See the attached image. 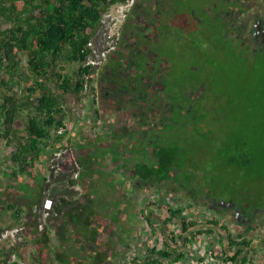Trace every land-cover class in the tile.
Here are the masks:
<instances>
[{
    "label": "flooded vegetation",
    "instance_id": "af4514ba",
    "mask_svg": "<svg viewBox=\"0 0 264 264\" xmlns=\"http://www.w3.org/2000/svg\"><path fill=\"white\" fill-rule=\"evenodd\" d=\"M112 5L91 81L80 92L56 91L63 126L53 135L67 149L66 172L51 168L58 149L43 152L38 177L23 173L17 192H67L59 199H69L66 212L94 207L98 234L87 237L82 217L75 244L104 252L107 264H131L139 245L148 260L172 264H264V172L218 157L229 133L262 121L264 0ZM222 122L216 160L202 163L199 137L211 139ZM57 256L50 264H65Z\"/></svg>",
    "mask_w": 264,
    "mask_h": 264
},
{
    "label": "trees",
    "instance_id": "16d2710c",
    "mask_svg": "<svg viewBox=\"0 0 264 264\" xmlns=\"http://www.w3.org/2000/svg\"><path fill=\"white\" fill-rule=\"evenodd\" d=\"M118 1L123 0H0V144L3 141L11 147L5 157L0 147V175L17 178L26 173L33 176L31 168L40 155L60 147L61 139L53 135V131L63 126L62 107L54 92L55 82L64 91L80 92L91 81L95 70L91 65H83L90 53L88 42L97 36L104 13ZM69 64L76 67L69 71ZM259 92L264 93V89ZM262 116L254 130L242 135L229 133L218 150V157L228 164L246 167L249 173L259 171L258 168L264 172V112ZM19 121L23 126H17ZM32 199L26 214L22 213L21 205L13 207L14 219L16 223L22 220L31 236L45 240L49 224L65 215L70 201L62 197L57 209L45 216L44 192L32 195ZM88 208L83 214L76 210L70 213V216L79 215L81 223L78 218L73 220L75 226L66 222L67 235L61 237L68 243L63 244L66 249H60L55 256L54 250H47L54 260L60 255L65 264H107L104 252H85L75 244L74 231L80 228L85 232L82 217L87 218L86 224L90 226L87 236L90 240L98 234L96 226L102 225L96 209ZM43 215L46 224L42 230L39 226ZM96 218L100 224H96ZM4 230L0 224V234ZM12 253L10 248L0 246V264H21V254L17 251L12 260ZM158 254L169 256L171 262L178 258L172 259L169 251L161 249ZM71 257L74 261L68 262ZM34 262L45 264L41 258H35ZM131 264H164V261L158 257L148 260L137 254Z\"/></svg>",
    "mask_w": 264,
    "mask_h": 264
},
{
    "label": "rangeland",
    "instance_id": "374dc122",
    "mask_svg": "<svg viewBox=\"0 0 264 264\" xmlns=\"http://www.w3.org/2000/svg\"><path fill=\"white\" fill-rule=\"evenodd\" d=\"M19 4H21V3H19ZM109 10L112 12V15H115L117 13L116 6H114V5H111ZM108 20L109 19L104 20L105 25H104L103 29L100 31L99 34H97L95 39H93V42L97 46L103 44L105 32L107 31V28H110L111 22H109ZM75 67H76L75 64H69L67 66V70L72 71V69ZM52 84H54V83L52 82ZM55 84L56 85H54V88H55L54 92H56L59 89V86L57 85L56 82H55ZM89 104L90 103L88 102L87 105L89 106ZM17 126L21 127V126H23V123L19 121ZM213 134H214V137H212L211 139L206 138V137H199V145L203 149L202 152H205V154L203 153L204 156H202V163L204 161L207 162L208 160H210L212 162H214L216 160L215 159L216 146L214 144V141L217 139L225 138V133L223 130V122H222V129H220L219 125H217L216 131L213 132ZM59 145H61V142L59 143ZM0 147H1L2 153L5 157L10 152L11 147L3 141L1 142ZM66 170L65 171L60 170L59 172L60 173L66 172ZM69 174H71V173L69 172ZM0 177L2 178V180L0 181L2 191H3V189H5V187H7L8 189L11 188L13 190L12 192H17V187H18L19 182H20V180L17 181L18 178H16V177L15 178H13V177L6 178V176H4L3 174H1ZM256 182L258 183V181H256ZM256 182L254 181L252 183L254 185V187H258V184ZM215 193L218 196L220 195L219 192H215ZM222 193H226L225 196H228L231 192H222ZM2 194H1V196H2ZM63 194H68V193L67 192H49V191H47V192H44V198L49 196V197L54 198L55 201L57 203H59L60 202L59 199ZM73 194H75V193L73 192ZM98 197L99 198H97L96 201L99 205V201L102 200V196L99 195ZM6 198H9V197L6 196ZM15 198L18 199V197H15ZM0 203H3V202H1V200H0ZM0 208H1V205H0ZM5 211L8 212L6 214V216L3 218V221H5V219H6V222H4V224L6 225L5 230H4V232H6V235L0 236V246L11 249V251L13 252L11 255V259L14 260L16 258V256H17L16 253L18 251V253L21 254V257L19 259L21 264H36L34 262V259L43 250L44 252L48 253V256L44 262L45 264L54 263V261L56 262V260H54L53 256L49 255V252H51L50 250H53L54 246L56 247L54 249V253H55L54 256H55L57 253H60L59 252L60 249L65 250L66 247L62 246V245L68 244V243L67 242L65 243L64 239H60V235L58 237V234L54 231V229H52L51 225H53V226L57 225L58 226L59 224H61V220H63V224H64V221L66 218L62 219V217H61L60 219L53 221L51 223V225H49V230H46L47 231V237L44 238L45 240H42V239H39L38 237H34L33 235L31 236L29 234V230L27 229L26 224H23L22 220L19 223H16V220L14 218L12 219V217L10 216L9 210L6 209ZM70 213H71V211L65 212L64 216H66L68 219V221H65V223L67 222V224L70 223L73 226H75L76 222L73 221L75 218H78L79 223H81V218L79 217V215L70 216ZM13 214H14V212H12V215ZM8 219H9V221L11 220L12 222H7ZM40 221H41V223H40L41 225L39 226V228L43 230V228L46 224L44 215L40 218ZM23 227H24V229H23ZM76 229H78V227H76ZM80 230L81 229L79 228V231ZM147 238H148V234H147ZM161 245H162V243L160 241L158 247H160ZM142 248H143V246L139 245L138 248L136 250H134L132 255H135V254H141L142 255L143 252H145V251H143ZM72 258L73 257H71V260L74 261V259H72ZM164 264H172V263H168V262L164 261ZM174 264H178V263H174Z\"/></svg>",
    "mask_w": 264,
    "mask_h": 264
},
{
    "label": "crops",
    "instance_id": "0c3cea01",
    "mask_svg": "<svg viewBox=\"0 0 264 264\" xmlns=\"http://www.w3.org/2000/svg\"><path fill=\"white\" fill-rule=\"evenodd\" d=\"M61 136H62V134H60ZM59 138V137H58ZM59 139H61V138H59ZM57 140V139H56ZM63 139H61V142H63L62 141ZM46 155L44 154V156L43 157H45ZM41 161H40V158H39V160L38 161H36V163L35 164H38V163H40ZM31 171H32V173H33V175L35 174V176L36 177H38V175H37V168H36V170L34 169V167L33 168H31ZM11 176V175H10ZM6 178H8V177H6ZM18 179H17V181L18 180H20V182H21V179H22V175H20V177L18 176L17 177ZM29 178H27V180H28ZM33 179V178H32ZM21 185V184H20ZM30 191V189H27V191ZM11 191H13L11 188H7V187H5V189H3V191L2 192H0V200H1V202H3V203H0V205H1V208H0V224L1 225H3L4 227L6 226L5 224H4V222H6V219H5V221H3V218L6 216V214L8 213L7 211H5L6 209H5V207H8V209L7 210H9V212H10V216L12 217V219L14 218V214L12 215V212H14V208L13 207H18L17 205H21L22 206V208H23V214H26V211H27V209H28V203H30L31 201H33V199L31 198L32 197V195H30L31 197H28L24 192H11ZM3 193V194H2ZM1 194H2V196H1ZM6 196H8L9 198H6ZM15 197H18V199H16ZM11 205H15V206H11ZM11 206V207H10ZM65 212H66V208H65V210H64V214H65ZM65 217H64V215L62 216V219H64ZM60 219V218H59ZM58 220V219H57ZM66 221V220H65ZM65 221H64V224H63V220H61V224H59L58 226L57 225H55V226H53V225H51V224H49V225H51V227H52V229H54V231L57 233V234H59L60 235V237H62L63 235H67V233H66V229H65V227H66V223H65ZM7 222H12L11 220L9 221V219H8V221ZM60 226V227H59Z\"/></svg>",
    "mask_w": 264,
    "mask_h": 264
},
{
    "label": "built area",
    "instance_id": "2783aa9c",
    "mask_svg": "<svg viewBox=\"0 0 264 264\" xmlns=\"http://www.w3.org/2000/svg\"><path fill=\"white\" fill-rule=\"evenodd\" d=\"M88 47L90 49V53L88 55L87 60L83 63V65H91L93 66H98L101 63V55H103V52L98 51L96 48L95 43L93 40L88 42ZM57 152L54 154V156L51 158L50 163H51V168H55L56 170H52L53 173H57L60 170L65 171L67 169V164L69 162V157L66 154L67 149L65 147H60ZM63 154L62 158L59 160L60 156ZM58 169V170H57ZM56 201L52 197H45L43 201V210H44V215L46 216L47 214L51 213L54 211V205ZM1 235H6V232H3Z\"/></svg>",
    "mask_w": 264,
    "mask_h": 264
},
{
    "label": "clouds",
    "instance_id": "9594fccd",
    "mask_svg": "<svg viewBox=\"0 0 264 264\" xmlns=\"http://www.w3.org/2000/svg\"><path fill=\"white\" fill-rule=\"evenodd\" d=\"M4 232V231H3Z\"/></svg>",
    "mask_w": 264,
    "mask_h": 264
}]
</instances>
